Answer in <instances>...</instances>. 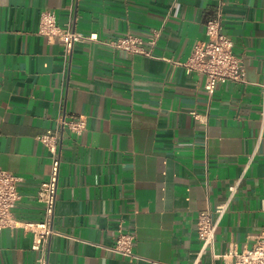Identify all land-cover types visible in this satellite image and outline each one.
Masks as SVG:
<instances>
[{
  "label": "crops",
  "instance_id": "0c3cea01",
  "mask_svg": "<svg viewBox=\"0 0 264 264\" xmlns=\"http://www.w3.org/2000/svg\"><path fill=\"white\" fill-rule=\"evenodd\" d=\"M44 10L97 39L67 56L40 32ZM218 15L246 82L210 96L184 63ZM128 34L151 55L110 45ZM62 114L88 123L64 132L48 264H193L200 211L216 218L235 184L200 264H223L213 253L264 233V0H0V167L21 194L19 225L0 232V264H39L21 224L43 219L37 194L52 155L39 137ZM120 227L142 259L113 250Z\"/></svg>",
  "mask_w": 264,
  "mask_h": 264
},
{
  "label": "built area",
  "instance_id": "2783aa9c",
  "mask_svg": "<svg viewBox=\"0 0 264 264\" xmlns=\"http://www.w3.org/2000/svg\"><path fill=\"white\" fill-rule=\"evenodd\" d=\"M40 32L48 38L58 37L64 46L67 56L71 55L77 42L84 39L95 40L97 36L91 34L85 36L75 29L73 21H69L65 27L57 23L56 14L49 10L41 12ZM206 39L198 42L184 63L186 69L203 73L206 77L205 89L212 96L220 84L228 81L246 82V69L243 60L234 52V41L222 31L221 15L215 16L207 21ZM155 40L150 42L151 46ZM110 45L130 53H143L151 55L150 50L143 47L141 38L128 34L112 40ZM196 116V112H193ZM87 118L84 115L62 114L57 118V125L48 129L39 137V140L51 152V174L47 181L41 184L37 199L44 205L43 219L37 222H26L21 224L32 234V249L39 251V264H48L49 243L58 232L53 226L54 215L57 204V191L59 171L62 160V141L65 130L76 135H82L87 129ZM20 178L0 167V232L8 227L19 225L13 208L21 199L18 190ZM237 184L231 187V195L216 208L217 217H213L210 209L202 210L198 216V234L201 239V247L197 252L196 261L193 264H200L201 259L208 249H212L215 243L216 232L220 219L226 213L233 192ZM135 235L126 232L120 227L113 250L121 255L142 259L134 253ZM214 258L222 259L223 264H264V233L259 235L255 244L250 248L240 250L236 244H231L228 251L218 254L213 253ZM146 264H168L157 260L143 258Z\"/></svg>",
  "mask_w": 264,
  "mask_h": 264
}]
</instances>
